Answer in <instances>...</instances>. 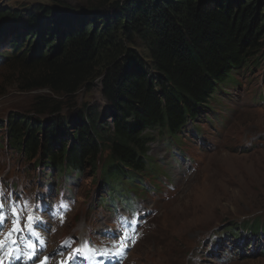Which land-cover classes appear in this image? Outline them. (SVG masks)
Returning a JSON list of instances; mask_svg holds the SVG:
<instances>
[{
  "label": "trees",
  "instance_id": "16d2710c",
  "mask_svg": "<svg viewBox=\"0 0 264 264\" xmlns=\"http://www.w3.org/2000/svg\"><path fill=\"white\" fill-rule=\"evenodd\" d=\"M263 2L94 0L56 18L41 7L0 14L8 68L18 71L21 86L50 93L33 101L35 117L8 115V150L61 185L88 170L105 194L100 205L111 204L113 212L114 203L124 202L125 184L136 186L131 193H147L129 173L145 179L151 170L152 131L190 133L234 75L253 67L264 73ZM138 40L140 52L127 48ZM94 82L102 108L63 111L54 98H70ZM258 233L264 236L263 223H243L222 236L239 241Z\"/></svg>",
  "mask_w": 264,
  "mask_h": 264
},
{
  "label": "rangeland",
  "instance_id": "374dc122",
  "mask_svg": "<svg viewBox=\"0 0 264 264\" xmlns=\"http://www.w3.org/2000/svg\"><path fill=\"white\" fill-rule=\"evenodd\" d=\"M92 1L0 0V12L16 8L35 11L41 7L50 8L52 18H56L69 10L85 9ZM259 10L264 11V2ZM136 43L127 48L140 52V40ZM6 64L0 65V123L8 115L35 117L31 111L33 101L50 93L21 86L18 71ZM236 80L238 84L217 95L207 122L202 119L195 126L198 138L180 141L185 147L182 149H186L184 160L172 159L160 143L151 145L150 158L157 165L155 176L160 182L146 187L149 194L142 205L158 210L155 221L161 231L137 246L131 255L136 264H264V258L248 253L249 243L235 245L226 239L223 247L215 251L209 244L231 224L264 221V105L255 102L259 95L264 99V73L253 68L247 75H237ZM54 98L64 111L80 109L83 104L104 106L98 82L70 98ZM186 159L193 163L189 167H194L192 174L186 170ZM47 177L33 163H22L0 149V180L5 185L14 182L21 186L20 192L41 195L49 202L59 197L72 198L69 204L73 205V212L53 241L57 242L63 234L81 236L96 230L98 235L109 224L113 214L94 203L99 192L88 170L77 184L61 190L52 182L50 192L45 183L52 179ZM263 238L258 236L254 245L263 244Z\"/></svg>",
  "mask_w": 264,
  "mask_h": 264
},
{
  "label": "snow or ice",
  "instance_id": "6c2138e0",
  "mask_svg": "<svg viewBox=\"0 0 264 264\" xmlns=\"http://www.w3.org/2000/svg\"><path fill=\"white\" fill-rule=\"evenodd\" d=\"M60 208H66L65 205H60ZM11 212H12V216H13V229H12V232H16L19 230V220H18V214H19V210L16 209V208H12L11 209ZM4 219H5V216H4V205L2 203H0V225L3 224L4 222ZM35 217H33L32 215H29L27 220H28V223H27V227H28V230H29V233L33 236H36L37 240L40 242V245L43 246L44 245V241L43 239L35 232L32 230L31 228V225L35 222ZM12 232L9 233V236L12 235ZM127 240V237H125V242ZM70 245H64L63 247H69ZM26 247H29L31 249H33V251L29 252L28 253V257L29 259H31L32 255L34 254V249H35V246L34 245H31V244H27ZM85 248H87L88 246L87 245H84ZM57 255H59L60 253H56ZM77 254H81V250L78 249L77 250ZM118 255H123V252L120 251L117 253ZM47 259L49 258H45V261H47ZM70 259H72V257H70Z\"/></svg>",
  "mask_w": 264,
  "mask_h": 264
}]
</instances>
